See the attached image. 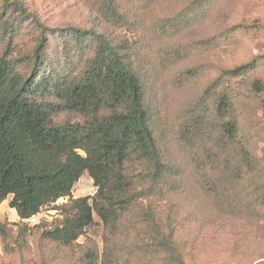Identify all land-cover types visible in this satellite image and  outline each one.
I'll use <instances>...</instances> for the list:
<instances>
[{"label": "rangeland", "instance_id": "374dc122", "mask_svg": "<svg viewBox=\"0 0 264 264\" xmlns=\"http://www.w3.org/2000/svg\"><path fill=\"white\" fill-rule=\"evenodd\" d=\"M109 1L0 0V60L27 81H78L98 49L94 35H103L128 55L143 84L168 169L164 191L151 198L138 186L118 223L105 227L94 214L69 247L45 233L63 223L72 201L96 194L88 172L71 197L44 206L32 221L10 208V196L0 204V264H264V0ZM38 21L61 31L48 35L43 63L35 60ZM73 29L87 34L80 41ZM39 95L54 124L84 121L57 96ZM185 117L195 128L191 140L182 134ZM228 120L248 152L239 172L216 168L210 154L221 146L220 121ZM142 170L130 166L133 175Z\"/></svg>", "mask_w": 264, "mask_h": 264}, {"label": "trees", "instance_id": "16d2710c", "mask_svg": "<svg viewBox=\"0 0 264 264\" xmlns=\"http://www.w3.org/2000/svg\"><path fill=\"white\" fill-rule=\"evenodd\" d=\"M10 3L24 12L19 3ZM109 3L112 6V0ZM38 25L43 31L35 60L43 63L48 35L61 31L39 21ZM73 31L80 41L87 34L80 29ZM94 36L98 49L78 81L54 75L41 83L27 81L10 61L0 60V204L11 196L10 208L21 220H27L44 206L71 197L85 172L97 188L93 197L72 201L63 223L45 233L46 239L64 247L83 235L94 214L105 227L118 223L132 207L138 186H145L144 192L151 198L161 195L168 171L150 128L143 84L129 66L128 55L120 53L103 35ZM260 90L256 84L255 91ZM38 95L57 96L84 121L54 124L52 110L37 100ZM262 106L264 110V100ZM228 109V102L221 101L219 115L226 116ZM181 127L183 136L191 140L195 128L187 117ZM219 128L221 146L210 151L213 164L239 172L237 166L247 165L249 158L236 124L220 121ZM131 165L143 170L133 175Z\"/></svg>", "mask_w": 264, "mask_h": 264}, {"label": "built area", "instance_id": "2783aa9c", "mask_svg": "<svg viewBox=\"0 0 264 264\" xmlns=\"http://www.w3.org/2000/svg\"><path fill=\"white\" fill-rule=\"evenodd\" d=\"M16 213H17V212H16ZM37 215H38V214H37ZM37 215H35V216H33V217H31V218H29V219H27V220H28V221L35 220Z\"/></svg>", "mask_w": 264, "mask_h": 264}]
</instances>
